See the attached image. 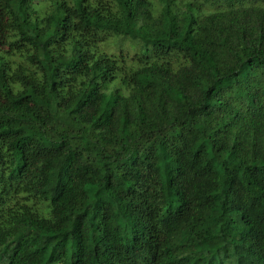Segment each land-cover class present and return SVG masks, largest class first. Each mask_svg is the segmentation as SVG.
Wrapping results in <instances>:
<instances>
[{
	"label": "trees",
	"instance_id": "obj_1",
	"mask_svg": "<svg viewBox=\"0 0 264 264\" xmlns=\"http://www.w3.org/2000/svg\"><path fill=\"white\" fill-rule=\"evenodd\" d=\"M0 264H264V0H0Z\"/></svg>",
	"mask_w": 264,
	"mask_h": 264
},
{
	"label": "rangeland",
	"instance_id": "obj_2",
	"mask_svg": "<svg viewBox=\"0 0 264 264\" xmlns=\"http://www.w3.org/2000/svg\"><path fill=\"white\" fill-rule=\"evenodd\" d=\"M125 44H127V42H125ZM35 209L39 211L43 216H46V206L43 203L36 204Z\"/></svg>",
	"mask_w": 264,
	"mask_h": 264
}]
</instances>
